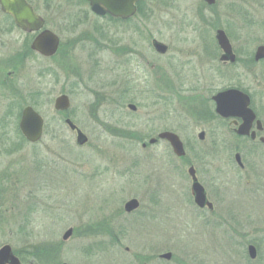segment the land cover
<instances>
[{
    "label": "rangeland",
    "instance_id": "1",
    "mask_svg": "<svg viewBox=\"0 0 264 264\" xmlns=\"http://www.w3.org/2000/svg\"><path fill=\"white\" fill-rule=\"evenodd\" d=\"M56 1L67 42L59 60L67 68L21 65L33 89L36 76L45 75L39 113L47 127L37 144H6L14 154L2 165L17 193L4 196L0 247L9 245L22 264H236L253 241L254 262L264 264V152L250 160L227 122L202 123L198 115L206 110L203 100L243 88L263 98L264 120V59L253 64L264 45V0H144L145 15L121 22L84 19L83 3ZM217 29L231 43L235 66L221 61ZM154 39L168 47L164 54L153 49ZM63 93L70 100L65 115L88 139L82 146L53 111ZM163 131L179 136L183 160L164 140L148 143ZM237 151L245 169L234 161ZM187 164L214 204L211 219L193 203ZM130 199L140 207L126 214ZM69 228L73 234L62 241ZM51 244L60 249L34 256ZM166 252L171 261L157 258Z\"/></svg>",
    "mask_w": 264,
    "mask_h": 264
},
{
    "label": "flooded vegetation",
    "instance_id": "2",
    "mask_svg": "<svg viewBox=\"0 0 264 264\" xmlns=\"http://www.w3.org/2000/svg\"><path fill=\"white\" fill-rule=\"evenodd\" d=\"M25 1L32 8L33 12L43 21V26L38 30L25 31L19 28L13 16L7 12L2 11L0 4V209H3L4 207V201H5L4 196H6L7 194L17 193L15 189L16 186L10 187V183L15 178L14 175L11 172H9L10 169L8 166L2 165L8 160V158L12 157L14 154L13 153L14 151L9 150L8 146H13L10 143L16 144V146L18 144L21 145L22 143L30 144V142H28L24 138V136L20 131L19 122L21 119L22 112L26 107H31L38 114H40L39 109H41V107L43 106L42 89L39 88V83L42 81L41 80L42 76L45 77V75L43 74V72H41L40 74H38V76H36L37 77L35 83L36 87L35 89H33V86L32 88L29 87V85L31 84L28 85L24 80L23 78L24 70L21 69V65L23 63L48 62V63H53L54 68L55 67L56 68L61 67L63 69L67 68V65H65L64 63H60L59 60L60 55L63 58L65 57V52L62 54L61 52L63 51V48L65 47L67 42L62 43L61 34L58 29V22H59L58 6H57L58 2L56 0H25ZM143 1L144 0L136 4V12L132 17L128 18V20H131L136 15H139L141 13H143L144 15L146 14L144 13L143 9L140 6ZM72 3H74L73 5L76 6L83 3L85 6L88 7V11L82 10L83 12L82 16L84 17V19L88 14H92L95 17L97 16L100 18L111 19L114 21H120V22L122 21L120 17H114L109 14H104L102 16L95 14L91 10L89 0H72ZM65 25H70V24L64 23V28L67 27ZM43 31L51 32L53 35L56 36L58 40L57 48L52 55L43 54L33 49L32 47L34 40L40 34H42ZM69 46L71 47L70 40H69ZM71 49H73V46L71 47ZM232 52H234L233 48H232ZM227 62L228 61H223L222 63L228 65ZM237 62H238V58L235 55V60L229 63V65L235 66ZM259 62L260 60L255 61L253 56V64H257ZM69 64L70 63H68V66ZM211 64L212 63H210V65ZM252 67L253 66H251V68ZM245 69L246 71H248V73H251L250 71L251 69L248 68ZM261 76L262 79L264 80V72L261 74ZM258 84H260V82H258ZM260 87L262 86L258 85V89H260ZM230 89L238 90L243 94H246L249 98L248 107L252 110L254 114V119L247 126L248 132L246 135H239L236 132L237 129L240 127V125L243 123L242 118L240 117L223 118L219 116L216 112V104L213 100V96L218 92L230 90ZM221 91H218L217 93L212 95L209 101L207 100L204 101L202 99L203 100L202 104L206 105L205 106L206 110L203 111V116L198 113V115H200L202 119L201 122L210 123L214 121V119L221 122L222 121L227 122V125L229 126L233 138H235V140L237 141L246 143L248 147L247 154L249 156V159L250 158L254 159L258 157L259 153L264 152V120L262 118L261 110H260L261 105L263 104V98L256 99L253 96V93H249L243 88L242 89L227 88ZM121 94L123 95V92ZM62 95H66V94L63 93L58 95L57 97ZM210 104L211 106L213 105L212 109L209 108ZM53 111H55L56 115H62L65 120L67 119L65 115L66 113L64 111L55 109L54 104H53ZM130 111L135 113L137 111V108L135 107V110H130ZM42 118L44 120L43 133H42V138H43L47 127V123L43 116ZM42 138L37 143L41 142ZM157 141L158 140H156V142ZM235 153L240 154V152L238 151ZM184 158L185 156L181 158L176 157V159H180V160H183ZM240 159L242 161L241 154H240ZM186 166H188V169L193 168L195 170V175L197 174L196 168L193 165L187 164ZM243 168L245 169V167ZM247 175L249 180L247 185L249 186L250 179L252 176L250 173H248ZM196 178L198 180L197 175ZM12 185L15 184L12 183ZM204 191L206 193L208 202H210L214 207V204L209 199L205 188ZM199 211L201 212L207 211V213L210 215L209 218L210 219L213 218L212 213L214 212V209L210 210L205 206L204 208H200Z\"/></svg>",
    "mask_w": 264,
    "mask_h": 264
},
{
    "label": "water",
    "instance_id": "3",
    "mask_svg": "<svg viewBox=\"0 0 264 264\" xmlns=\"http://www.w3.org/2000/svg\"><path fill=\"white\" fill-rule=\"evenodd\" d=\"M139 0H89L91 9L98 15H104L106 13L114 17H120L122 19H127L131 17L136 10L135 3ZM208 5L215 3V0H203ZM1 9L4 12L9 13L13 16L17 26L25 31L38 30L43 26V21L33 12L32 8L26 3L25 0H0ZM215 38L220 49L223 52L221 56V61L235 60V56L232 53L231 45L226 37L223 30H218L216 32ZM58 40L55 35L49 31H44L40 34L33 42V49L41 52L43 54L52 55L57 48ZM152 46L156 52L164 54L167 51V46L156 40L152 41ZM264 58V45L259 46L254 55V60L258 61ZM216 104V112L223 118L228 117H240L243 123L237 129V134L246 135L248 130L247 126L254 119V114L252 110L248 107L249 98L246 94L242 92L230 89L216 94L213 97ZM55 109L60 111H66L70 104L68 97L63 95L55 100ZM128 109L135 110V106L130 104ZM70 130L75 131L77 134L76 142L78 145L82 146L87 143V137L82 133V131L77 128V126L69 119L65 121ZM44 121L42 117L34 111L31 107H26L21 115V120L19 123L20 130L23 136L31 143H36L41 139L43 131ZM159 139L166 140L173 153L182 157L185 155L184 147L179 139V137L172 132H162L158 135ZM199 139H203V133L199 134ZM156 142V139H151L150 144ZM145 146V145H143ZM235 162L240 168H243V164L240 160L239 154L235 155ZM189 174L192 177V195L194 197L195 204L203 208L208 206L212 209V204H210L206 199V194L204 188L198 183L195 177V171L193 168L189 169ZM139 207V202L137 199H130L124 204V211L126 213H131ZM73 233L71 228L67 229L61 239L62 241H67ZM247 255L250 260H255L257 257V250L255 246L248 245ZM172 257L171 253H164L159 256V258L169 261ZM0 264H21L18 257H16L9 245H4L0 248ZM65 264V263H63Z\"/></svg>",
    "mask_w": 264,
    "mask_h": 264
},
{
    "label": "trees",
    "instance_id": "4",
    "mask_svg": "<svg viewBox=\"0 0 264 264\" xmlns=\"http://www.w3.org/2000/svg\"><path fill=\"white\" fill-rule=\"evenodd\" d=\"M250 243H254L253 241L252 242H250ZM61 245V244H60ZM60 245H56V244H51L50 245V247L48 248V249H46V248H43L44 250H40V248H38V249H36V251H34V256L35 257H39L40 255H46V254H48V253H50V252H52V251H54V250H57V249H60ZM244 249H245V245H243L242 246ZM48 252V253H47ZM243 253H244V251H243ZM17 255H19L18 253H17ZM32 255V254H31ZM237 255H239L238 257H239V262H237L236 264H257V263H255L254 261H250L247 257H245L244 258V256L243 257H241L240 258V252L239 253H237ZM151 257H154V256H151ZM233 260V259H232ZM148 261V260H147ZM143 263H146V262H143ZM230 264H233V263H231V262H229Z\"/></svg>",
    "mask_w": 264,
    "mask_h": 264
}]
</instances>
